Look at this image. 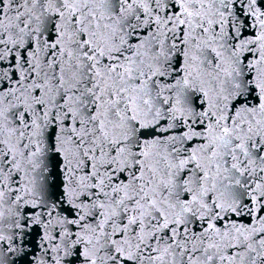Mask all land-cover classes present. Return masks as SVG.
I'll list each match as a JSON object with an SVG mask.
<instances>
[{
    "label": "water",
    "instance_id": "95a60500",
    "mask_svg": "<svg viewBox=\"0 0 264 264\" xmlns=\"http://www.w3.org/2000/svg\"><path fill=\"white\" fill-rule=\"evenodd\" d=\"M0 264H37L1 109Z\"/></svg>",
    "mask_w": 264,
    "mask_h": 264
}]
</instances>
